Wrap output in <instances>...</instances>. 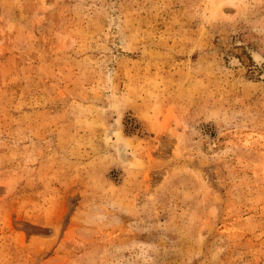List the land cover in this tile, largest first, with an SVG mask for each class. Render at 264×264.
<instances>
[{
  "label": "rangeland",
  "instance_id": "rangeland-1",
  "mask_svg": "<svg viewBox=\"0 0 264 264\" xmlns=\"http://www.w3.org/2000/svg\"><path fill=\"white\" fill-rule=\"evenodd\" d=\"M0 264H264V0H0Z\"/></svg>",
  "mask_w": 264,
  "mask_h": 264
}]
</instances>
